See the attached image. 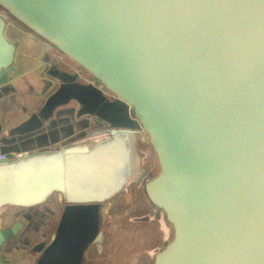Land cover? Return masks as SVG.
<instances>
[{"label": "water", "instance_id": "obj_1", "mask_svg": "<svg viewBox=\"0 0 264 264\" xmlns=\"http://www.w3.org/2000/svg\"><path fill=\"white\" fill-rule=\"evenodd\" d=\"M0 111V264H264V0H0Z\"/></svg>", "mask_w": 264, "mask_h": 264}, {"label": "rangeland", "instance_id": "obj_2", "mask_svg": "<svg viewBox=\"0 0 264 264\" xmlns=\"http://www.w3.org/2000/svg\"><path fill=\"white\" fill-rule=\"evenodd\" d=\"M110 214V221L107 226L109 233V242L106 245V251L101 258V262L108 264H149L148 249L153 242L151 239L152 228L130 222L128 217L129 210L122 202H115ZM37 216H40L37 213ZM12 218V217H11ZM11 218L7 221L10 223ZM54 217L47 223L41 221L40 229L35 230L27 239L30 244L35 238L42 234H48L52 231ZM26 248V244H19ZM21 251L15 254V257H23L25 264H33L34 257ZM91 264H95V254H91Z\"/></svg>", "mask_w": 264, "mask_h": 264}, {"label": "flooded vegetation", "instance_id": "obj_3", "mask_svg": "<svg viewBox=\"0 0 264 264\" xmlns=\"http://www.w3.org/2000/svg\"><path fill=\"white\" fill-rule=\"evenodd\" d=\"M9 99H11V95H8V97L5 96L3 99H1L2 106H7ZM51 209L52 208L49 206L48 208H43L41 211H37V212H31V213L21 212V213L17 214L16 216H13L11 218L10 223L16 224L19 222H23V220L25 218L30 219V228H29V232L26 236V238L28 239L29 236L35 230L40 229L41 221H44L47 223L50 219H52L54 217V214H53L54 212ZM37 213H39L40 216H37ZM16 252H18V251H16Z\"/></svg>", "mask_w": 264, "mask_h": 264}, {"label": "crops", "instance_id": "obj_4", "mask_svg": "<svg viewBox=\"0 0 264 264\" xmlns=\"http://www.w3.org/2000/svg\"><path fill=\"white\" fill-rule=\"evenodd\" d=\"M7 105H8V104H7ZM0 113H1V111H0ZM1 115L3 116V114H0V118L2 117Z\"/></svg>", "mask_w": 264, "mask_h": 264}]
</instances>
